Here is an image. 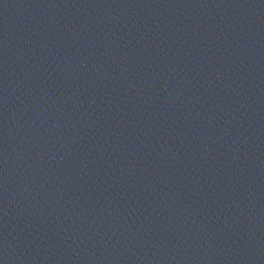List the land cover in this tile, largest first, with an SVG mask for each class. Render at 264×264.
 I'll list each match as a JSON object with an SVG mask.
<instances>
[{
	"label": "water",
	"instance_id": "water-1",
	"mask_svg": "<svg viewBox=\"0 0 264 264\" xmlns=\"http://www.w3.org/2000/svg\"><path fill=\"white\" fill-rule=\"evenodd\" d=\"M0 264H264V0H0Z\"/></svg>",
	"mask_w": 264,
	"mask_h": 264
}]
</instances>
